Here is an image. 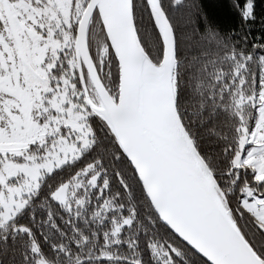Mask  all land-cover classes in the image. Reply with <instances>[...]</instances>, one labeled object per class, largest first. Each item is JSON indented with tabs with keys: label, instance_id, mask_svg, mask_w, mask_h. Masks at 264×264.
Segmentation results:
<instances>
[{
	"label": "snow or ice",
	"instance_id": "snow-or-ice-1",
	"mask_svg": "<svg viewBox=\"0 0 264 264\" xmlns=\"http://www.w3.org/2000/svg\"><path fill=\"white\" fill-rule=\"evenodd\" d=\"M0 264H264V0H0Z\"/></svg>",
	"mask_w": 264,
	"mask_h": 264
}]
</instances>
